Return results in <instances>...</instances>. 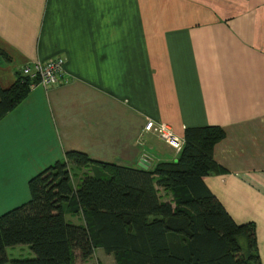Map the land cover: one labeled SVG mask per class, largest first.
Listing matches in <instances>:
<instances>
[{"label": "crops", "instance_id": "obj_1", "mask_svg": "<svg viewBox=\"0 0 264 264\" xmlns=\"http://www.w3.org/2000/svg\"><path fill=\"white\" fill-rule=\"evenodd\" d=\"M0 50V88L53 56L66 80L29 88L0 118V214L67 150L150 169L178 152L147 120L180 139L218 126L220 169L202 181L235 223L252 224L264 264V0H0Z\"/></svg>", "mask_w": 264, "mask_h": 264}, {"label": "trees", "instance_id": "obj_2", "mask_svg": "<svg viewBox=\"0 0 264 264\" xmlns=\"http://www.w3.org/2000/svg\"><path fill=\"white\" fill-rule=\"evenodd\" d=\"M0 58L8 59L2 50ZM30 83L16 72L0 88V118ZM222 136L218 126L186 127L176 158L150 169L65 151L28 179L27 201L0 214V264H72L97 247L115 264H260L252 224L235 223L202 181L220 169L212 148ZM72 167L90 172L73 184ZM156 187L170 199L161 200ZM19 244L33 256L8 259L5 248Z\"/></svg>", "mask_w": 264, "mask_h": 264}, {"label": "built area", "instance_id": "obj_3", "mask_svg": "<svg viewBox=\"0 0 264 264\" xmlns=\"http://www.w3.org/2000/svg\"><path fill=\"white\" fill-rule=\"evenodd\" d=\"M19 72L21 76H26L31 80L29 88L36 85L42 88H49L58 84L59 81H66L62 79L63 58L60 56H53L46 60L25 64L20 68ZM143 129L153 131L160 140L176 152L180 150L182 139L178 138L166 123H154L151 120H147L143 125Z\"/></svg>", "mask_w": 264, "mask_h": 264}, {"label": "rangeland", "instance_id": "obj_4", "mask_svg": "<svg viewBox=\"0 0 264 264\" xmlns=\"http://www.w3.org/2000/svg\"><path fill=\"white\" fill-rule=\"evenodd\" d=\"M106 162V161H105ZM113 163V162H112ZM86 172H90L88 168H71V180L73 184H76L77 181L82 177ZM79 216H70L65 215V219L68 222H77L76 218ZM5 254L8 259L10 258H30L33 256V253L29 250L26 245H13L5 248ZM72 264H115L114 259L111 253H105L101 248L97 247L92 255L86 260H80L78 257H75Z\"/></svg>", "mask_w": 264, "mask_h": 264}, {"label": "water", "instance_id": "obj_5", "mask_svg": "<svg viewBox=\"0 0 264 264\" xmlns=\"http://www.w3.org/2000/svg\"><path fill=\"white\" fill-rule=\"evenodd\" d=\"M142 161H143V160H142ZM138 166H139L140 168H143V169L146 168V164L143 163V162H139V163H138Z\"/></svg>", "mask_w": 264, "mask_h": 264}]
</instances>
